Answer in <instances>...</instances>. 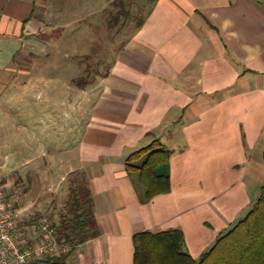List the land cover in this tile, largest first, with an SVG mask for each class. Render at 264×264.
Here are the masks:
<instances>
[{"label":"crops","instance_id":"obj_1","mask_svg":"<svg viewBox=\"0 0 264 264\" xmlns=\"http://www.w3.org/2000/svg\"><path fill=\"white\" fill-rule=\"evenodd\" d=\"M144 2L77 0L78 17L108 12L115 26L118 11L137 12L108 74L78 88L32 79L51 55V46L31 44L45 41L39 18L55 0H0V179L17 198L22 241H40L45 215L63 232H92L79 223L88 190L99 229L64 242L61 264H134V235L169 229L184 231L198 259L253 202L250 172L264 144V0ZM23 101L27 141L15 125ZM154 140L173 151L171 191L144 203L140 173L126 162Z\"/></svg>","mask_w":264,"mask_h":264},{"label":"trees","instance_id":"obj_2","mask_svg":"<svg viewBox=\"0 0 264 264\" xmlns=\"http://www.w3.org/2000/svg\"><path fill=\"white\" fill-rule=\"evenodd\" d=\"M55 2L57 3H55V9H53V12L51 11V14L59 13V15H63L59 18L63 21L55 25H52L51 22V24H48L49 26L47 25L48 28H59L61 34L63 30V33L66 30L65 33L71 31L76 35L78 32L72 26L76 25L77 21L74 19L73 22H70L69 20H71L70 16H72V19L77 17V0H55ZM63 4L69 5L70 8L63 12L65 8V6L63 8ZM33 14L26 20V26ZM117 15L118 17L127 16L123 11H118ZM109 18L108 13L105 28H100L101 32L107 36L101 34L97 41L84 43V46H87V53L83 56L86 60L93 61L94 53L92 49L99 48L101 51L107 49L108 39L111 37L110 32L116 27L112 24L113 20H109ZM94 26L93 23H89V25L85 23L83 27L87 29H84V34L90 35ZM41 33L43 32L40 31L38 36ZM113 34H118V31ZM55 37H52V39ZM78 66L81 67L80 64ZM97 66L98 68L90 64L82 71V74L76 75L75 73L70 79L71 83L78 88H83L93 83L97 77H104L108 74L111 65L108 64L105 72H102L103 62L101 60H98ZM172 153L173 151L170 148L162 145L158 140H154L128 156L127 169L139 171L141 183L145 188L142 202H149L157 195L171 191L170 159ZM85 199V206L81 208V205H79L81 208L79 223L82 222L81 224L85 227L93 228V231L76 236V234L69 231L63 232L64 229H57V237L60 242L72 243L77 238L82 242L99 234L97 223L90 210L92 202L89 190L85 194ZM77 200L78 198H76ZM65 228L68 229V227ZM63 239L65 240L62 241ZM134 245V264H264V183L259 198L253 203L247 216L220 236L214 246L206 251L201 258H194L188 251L185 233L182 229L138 232L134 235ZM67 253L68 251H62L55 257H49L47 261L50 264H61Z\"/></svg>","mask_w":264,"mask_h":264},{"label":"rangeland","instance_id":"obj_3","mask_svg":"<svg viewBox=\"0 0 264 264\" xmlns=\"http://www.w3.org/2000/svg\"><path fill=\"white\" fill-rule=\"evenodd\" d=\"M142 1V0H141ZM145 2L141 5L143 8H147L150 3V0H144ZM56 3V2H55ZM55 3H51L47 8H50V10L47 11V14L44 10L41 11V20L43 22V33L39 35V37L43 41H38L37 44H31L35 47V49L38 52H43V51H48L51 46V55L48 56L47 58H44L42 60H39L37 62V66L35 67V70L37 72V76H33L32 79L34 81H39L42 84H45V82H50L52 81L54 85L56 86H62L65 85L66 83H71L70 79L72 75L76 73L82 74V71L89 66L90 64L94 65V67L97 66L98 60H101L103 62L102 66V72L107 71L108 64H112L113 60L115 59V56L118 54V51L121 49L123 46L125 40L134 32V26L135 24L133 23V20H135L137 12L133 11L131 12L128 16H124L121 21H119V25L110 32L111 37L108 39L109 45L107 46V49L101 51L99 48H94L92 49L94 53V58L93 61H88L86 60L83 56L87 53V49L84 46L86 42H95L99 39V35L107 36L106 34L104 35L100 28H105L106 23L108 21L107 19V14L105 12H94V11H84L82 10V16L73 18L70 16L69 20L70 22H73L74 19L77 21V24L72 26L73 29L77 30V34H73V32L68 31L67 33L66 30L61 34V30L59 28L55 29H49L48 24L55 25L56 23H60L63 20H60V16L63 17V15L58 14H51V11L55 9ZM145 11H140L139 15L144 14ZM82 18V19H81ZM65 19V18H64ZM81 19V20H80ZM124 19H127V22H132L131 26H122L120 23L124 22ZM68 21V22H69ZM85 23L89 25V23H93L95 26L93 27V31L91 32L90 35L84 34V29H87L86 27L84 28L83 26ZM135 22V21H134ZM48 25V26H47ZM97 25V26H96ZM123 27V28H122ZM118 31V34H113ZM99 33V34H98ZM60 35V36H57ZM114 37L112 38V36ZM56 36V37H55ZM44 37V38H43ZM52 37H55L52 39ZM40 39V40H41ZM77 43V45H76ZM85 43V44H84ZM98 54V55H97ZM84 58V59H83ZM83 59V60H82ZM27 61L28 58H27ZM33 62V60H32ZM29 62H27L28 65ZM81 65V70L78 65ZM20 77L24 78L26 76L20 75ZM42 79V80H41ZM56 93V92H55ZM60 94V90L58 91ZM58 97L59 96H54ZM29 99V97H28ZM22 106H26L24 108H21V117L19 118L21 121L16 123L15 125L19 128L20 134L23 135L24 140L27 141L30 133V107H27L29 104L26 103V101H23L20 103ZM21 123V124H20ZM4 124V123H3ZM10 126V124H8ZM11 126H14L12 124ZM16 131L13 129V132ZM19 134V135H20ZM21 135V136H22ZM15 136V135H14ZM20 136V137H21ZM264 144L261 146V150L256 152L254 155V160L252 163L251 167V179L250 183L251 186L249 187V190L251 192L253 202L250 204L249 207H247L244 212L239 216L238 220L235 222L238 223L241 219L245 218L249 211L252 208L253 203L259 198L260 192H261V187L264 183ZM143 191H145L144 186L142 185ZM234 225V224H233Z\"/></svg>","mask_w":264,"mask_h":264},{"label":"built area","instance_id":"obj_4","mask_svg":"<svg viewBox=\"0 0 264 264\" xmlns=\"http://www.w3.org/2000/svg\"><path fill=\"white\" fill-rule=\"evenodd\" d=\"M17 204V198L9 195L6 183L0 179V264H50L49 257L69 250L58 240L57 228L48 215L38 222L40 241L24 244L20 231L23 216Z\"/></svg>","mask_w":264,"mask_h":264}]
</instances>
